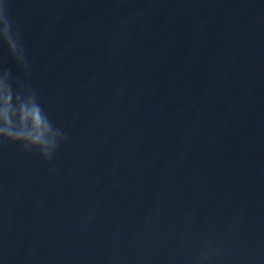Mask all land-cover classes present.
<instances>
[{"label": "water", "instance_id": "95a60500", "mask_svg": "<svg viewBox=\"0 0 264 264\" xmlns=\"http://www.w3.org/2000/svg\"><path fill=\"white\" fill-rule=\"evenodd\" d=\"M0 13V264H264V0Z\"/></svg>", "mask_w": 264, "mask_h": 264}, {"label": "clouds", "instance_id": "9594fccd", "mask_svg": "<svg viewBox=\"0 0 264 264\" xmlns=\"http://www.w3.org/2000/svg\"><path fill=\"white\" fill-rule=\"evenodd\" d=\"M0 27H2V32L4 36L6 37L7 32H8V27H9V21L4 16L3 13H0ZM0 100H2V104H3L2 116L4 120V127H5V130H7V125L11 120V114L15 113L17 109L15 108L14 105L10 103V96L6 90L4 91L3 96L0 97ZM28 111L29 110L27 108H22L20 110V118L22 120L26 119Z\"/></svg>", "mask_w": 264, "mask_h": 264}, {"label": "snow or ice", "instance_id": "6c2138e0", "mask_svg": "<svg viewBox=\"0 0 264 264\" xmlns=\"http://www.w3.org/2000/svg\"><path fill=\"white\" fill-rule=\"evenodd\" d=\"M0 31H2V27H0Z\"/></svg>", "mask_w": 264, "mask_h": 264}]
</instances>
